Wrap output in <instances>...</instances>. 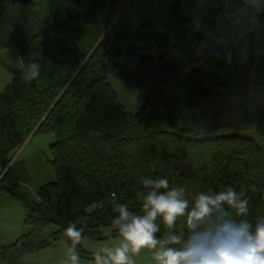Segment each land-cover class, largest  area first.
I'll use <instances>...</instances> for the list:
<instances>
[{
	"label": "trees",
	"instance_id": "obj_1",
	"mask_svg": "<svg viewBox=\"0 0 264 264\" xmlns=\"http://www.w3.org/2000/svg\"><path fill=\"white\" fill-rule=\"evenodd\" d=\"M181 1L0 0V51L14 46L23 64L0 94V195L25 210V232L0 247L1 263H18L61 235L78 255L95 259L80 239L118 238L112 205L138 211L146 175L167 176L190 199L231 185L245 192L249 220L264 216V101L250 105L245 78H232L229 66L236 67L223 46L205 43L206 29L187 35ZM155 6L169 9L183 49L161 33ZM32 61L40 75L27 83L22 70ZM183 75L190 125L181 129L172 93ZM108 76L135 89L137 113L119 103ZM35 134L55 137V179L36 198L11 168ZM70 224L80 230L75 244L65 231Z\"/></svg>",
	"mask_w": 264,
	"mask_h": 264
},
{
	"label": "clouds",
	"instance_id": "obj_2",
	"mask_svg": "<svg viewBox=\"0 0 264 264\" xmlns=\"http://www.w3.org/2000/svg\"><path fill=\"white\" fill-rule=\"evenodd\" d=\"M40 68L30 62L22 70L23 80L30 83L39 77ZM140 186L138 211L113 203L111 224L120 239L96 251L95 264H135L133 256L143 248L152 251L154 264H264V216L255 222L248 219L249 200L243 190L225 185L190 199L185 187L170 185L167 176L147 175L140 178ZM65 231L73 244L80 239L74 224ZM69 260L78 262L74 248L69 249Z\"/></svg>",
	"mask_w": 264,
	"mask_h": 264
},
{
	"label": "rangeland",
	"instance_id": "obj_3",
	"mask_svg": "<svg viewBox=\"0 0 264 264\" xmlns=\"http://www.w3.org/2000/svg\"><path fill=\"white\" fill-rule=\"evenodd\" d=\"M146 3H151L152 0H143ZM253 2L260 3L264 5V0H250ZM153 14L157 26L159 27L163 36L170 42V44L176 49H183V42L181 41L179 35L176 33L173 26L172 18L169 9L164 7L155 6L153 8ZM137 24L138 22H134ZM229 66V65H228ZM260 70L258 67L254 69V82L261 84V90L259 94L254 97V100L261 103L264 101V60L261 59ZM23 68L22 59L17 53L14 46H9L0 51V94L3 93L6 86L12 80V70H21ZM230 68V66H229ZM188 78L184 75L181 76V85L173 91V96L177 101V106L175 109V119L179 128H187L190 125L187 98H186V83ZM250 80V78H249ZM107 82L111 85L113 90L116 92L118 101L124 108L131 114L138 112L140 105L138 102V97L135 89L127 84H125L120 78L114 76H108ZM255 105V103L250 102V105ZM256 109V108H254ZM55 141V137L52 134H35L28 139L24 146L18 150L12 158L11 163H13V168L17 170L18 166L21 164L24 165L20 173L21 176V186L25 191H29L35 198L36 192L40 186L45 183L51 182L55 179L54 173L51 169L49 161L52 160V153L50 150V145ZM34 189V193H32ZM8 198V197H7ZM10 199V198H9ZM11 200V199H10ZM14 202V201H13ZM16 203V202H15ZM18 204V203H16ZM20 205V204H19ZM12 213V218L8 217L10 223H13V219L17 220V214ZM19 219V217H18ZM23 224V223H22ZM0 225V245L11 244L16 238L11 234L12 231L6 228L5 224ZM6 228L8 233L5 231ZM25 230V228H24ZM23 230V231H24ZM54 230V226H49L47 228L48 232ZM22 231V232H23ZM25 232V231H24ZM17 237V236H16ZM63 237L57 240V245L54 246V249L44 250L39 249L34 251L33 255L28 257L31 264H44L48 263L52 259H58L64 262L67 261L69 257V249L74 248L75 246H69L68 250H63ZM13 243V242H12ZM94 264V263H91Z\"/></svg>",
	"mask_w": 264,
	"mask_h": 264
},
{
	"label": "crops",
	"instance_id": "obj_4",
	"mask_svg": "<svg viewBox=\"0 0 264 264\" xmlns=\"http://www.w3.org/2000/svg\"><path fill=\"white\" fill-rule=\"evenodd\" d=\"M255 29H257L258 31L257 38H254L251 35H247L245 37H241L236 41L242 60H241V64L236 68L230 66L232 78H234L235 80H238L241 77L245 78L246 88L248 87V99L252 103L257 102L254 100V97H256L259 94V91L261 90L260 87L262 86L261 84L254 82L255 79L254 69L258 67L257 70L259 71L261 68L260 67L261 59L264 60V20L258 22L255 25ZM12 164L13 163H11L12 171L16 176L18 182L21 184V176L23 174H21L20 171L22 168L24 169V165L23 164H21V166L19 165L17 170H15ZM31 192L34 193L35 192L34 189H32ZM12 211L17 214V220L13 219V223L12 222L10 223L8 217L12 218V213H11ZM24 216H25V210L21 205L16 204L6 196L0 195V225L3 226L2 224H5L6 228L9 231L10 230L12 231L11 234L14 236L13 238L17 239L25 231L24 226L22 224ZM6 228L4 229L8 233V230ZM61 237H63L62 238L63 247H64L63 250L64 251L68 250L70 244L68 243L67 238L64 235L59 236L56 239V241H54L53 243L52 241H50L51 242L50 245L42 249L46 251L50 249H54L53 247L57 245L56 243L57 240ZM119 239L120 237L115 239H94L90 237H83L82 239H80L79 245L83 251L88 253H95L102 247L112 246L113 244L117 243ZM1 246L2 245H0V247ZM33 253H31L30 255H33ZM30 255H28L27 257H25L24 259H22L21 261L15 264H31L30 262H28L29 261L28 257ZM77 256H78L77 264H91V263L95 264V259L83 257L78 254ZM133 259L135 261V264H154V261L152 259V251L148 248H143L139 254H135L133 256ZM66 263L71 264L69 257H67ZM0 264H5V263L0 262ZM44 264H64V262L58 259H52L51 261H48V263H44Z\"/></svg>",
	"mask_w": 264,
	"mask_h": 264
},
{
	"label": "built area",
	"instance_id": "obj_5",
	"mask_svg": "<svg viewBox=\"0 0 264 264\" xmlns=\"http://www.w3.org/2000/svg\"><path fill=\"white\" fill-rule=\"evenodd\" d=\"M187 35L196 36L202 28L204 41L212 47L220 44L226 49L228 63L241 64L236 41L251 35L258 37L255 25L264 20V5L250 0H182Z\"/></svg>",
	"mask_w": 264,
	"mask_h": 264
},
{
	"label": "water",
	"instance_id": "obj_6",
	"mask_svg": "<svg viewBox=\"0 0 264 264\" xmlns=\"http://www.w3.org/2000/svg\"><path fill=\"white\" fill-rule=\"evenodd\" d=\"M239 106L244 113H248L249 109L243 103L239 102Z\"/></svg>",
	"mask_w": 264,
	"mask_h": 264
}]
</instances>
